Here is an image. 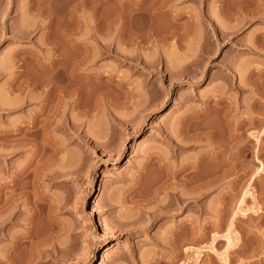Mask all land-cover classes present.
Segmentation results:
<instances>
[{"label": "rangeland", "instance_id": "rangeland-1", "mask_svg": "<svg viewBox=\"0 0 264 264\" xmlns=\"http://www.w3.org/2000/svg\"><path fill=\"white\" fill-rule=\"evenodd\" d=\"M0 264H264V0H0Z\"/></svg>", "mask_w": 264, "mask_h": 264}, {"label": "bare ground", "instance_id": "bare-ground-1", "mask_svg": "<svg viewBox=\"0 0 264 264\" xmlns=\"http://www.w3.org/2000/svg\"><path fill=\"white\" fill-rule=\"evenodd\" d=\"M242 8V7H241ZM239 9H240V7H239ZM46 69H48L47 71H49L51 74V78H52V76H54V75H60L61 76V74L63 73V71H62V73L60 74V71L61 70H57L56 72L53 70V68H46ZM52 71H54L53 73H52ZM65 73V72H64ZM23 75V73H19V75ZM50 78V79H51ZM31 81V80H30ZM39 81V80H38ZM33 82V81H32ZM35 82V81H34ZM52 82V81H51ZM45 84H47V83H45ZM49 84L51 85H44L43 84V87L44 86H46L47 87V89L45 88V89H43L42 91L44 92V98H43V100H42V107H41V113L43 114L44 112H45V114H47L46 116H48L49 117V115L51 116V114L50 113H53V112H56L57 111V109H60L58 106H60L59 104H60V101L61 102H63V104H64V102L65 101H63V99L66 97V95H68L69 94V87L67 86V83H66V80H65V77H60L59 78V81H57V83L55 82V83H50L49 82ZM40 83L39 82H37V83H35V85H34V87L33 88H37V87H40ZM54 100H56L55 101V103H54ZM29 101V100H28ZM57 102V103H56ZM62 104V103H61ZM43 108V109H42ZM63 110H64V105H63ZM44 110V111H43ZM53 111V112H52ZM59 111V110H58ZM62 113H63V111H62ZM54 115V114H53ZM35 120V119H34ZM60 121L59 122H62V123H64L65 122V119L63 120L62 119V121H61V119H59ZM33 121V120H32ZM257 121V120H256ZM260 121V120H259ZM263 121V120H262ZM34 122V121H33ZM32 122V125H31V127H30V129L32 130H30L31 132L28 134V136H31V135H33V136H35L36 135V133H37V131H38V129L36 128V124L38 123H33ZM261 122V121H260ZM58 123V122H57ZM27 131H29V130H27ZM25 134H26V136H27V133L25 132ZM189 139H190V136L188 137ZM34 139H31V140H28V142L29 143H32V141H33ZM172 141V140H171ZM136 142H137V140H136ZM135 142V143H136ZM175 145H177V143H175ZM209 160H213V158L212 157H209L208 158ZM220 170H222V169H220ZM217 171V170H216ZM215 171V172H216ZM218 172H220V171H218ZM224 172V171H223ZM223 172H221L222 173V175H220L217 179H221L222 177H223V175H225V172L223 173ZM210 173V172H209ZM26 174V173H25ZM208 174V173H207ZM212 174V173H211ZM214 174V173H213ZM212 174V175H213ZM216 174H218V173H216ZM189 175V174H188ZM219 175V174H218ZM217 175V176H218ZM195 176V175H194ZM197 176V175H196ZM202 176H204V175H202ZM207 176H209V174L207 175ZM190 177H191V180H193V178L194 177H192V175H190ZM197 177H200V176H197ZM196 177V179L195 180H193V181H197V182H199V181H201L200 179H198ZM210 177V176H209ZM201 178V177H200ZM242 178V176H241V174H240V176L238 177V179H241ZM190 180V181H191ZM212 180V179H211ZM214 180V179H213ZM193 181L191 182L192 184H193ZM197 182H196V184H197ZM210 182V181H209ZM190 183V182H189ZM208 183V182H207ZM211 183V182H210ZM187 184V183H186ZM192 184H190L191 186H192ZM209 184V183H208ZM189 185V186H190ZM198 185V184H197ZM195 186V189L196 188H198V186ZM203 185H205V184H203ZM203 185L201 186V184L199 185V187L201 186L202 188H204L205 189V191L207 190L205 187H203ZM207 185V184H206ZM205 185V186H206ZM193 187H194V185H193ZM193 187H191V189L193 188ZM200 187V188H201ZM208 187V186H207ZM201 188V189H202ZM194 189V188H193ZM193 189L192 190H189V191H193ZM201 189L199 190V188H198V190H197V192L199 191V193H200V191H201ZM205 191H203V192H205ZM134 193H136V190H135V192ZM198 193V194H199ZM133 194V193H132ZM189 194H191V193H189ZM196 194V193H195ZM135 195V194H134ZM137 195H138V193H137ZM136 195V196H137ZM171 195H172V193H171ZM181 195V194H180ZM180 195L178 196V194H173V200L175 199V201L177 202L176 203V205L178 204V203H180L182 200H184V199H182V196H181V198H180ZM197 195V194H196ZM135 196V197H136ZM133 197V196H132ZM189 197H191V195L189 196ZM184 198V197H183ZM38 201V200H37ZM39 202V201H38ZM37 202V204H39ZM42 203V202H41ZM34 204V203H33ZM41 205V204H40ZM40 205H38V206H40ZM43 205V204H42ZM175 205V204H174ZM34 206V205H33ZM44 206V205H43ZM41 207L42 208V210L44 209V207L46 206H44V207ZM36 207V202H35V206L33 207V208H35ZM37 208V207H36ZM35 208V209H36ZM34 209V210H35ZM38 209V208H37ZM47 209V211L46 212H48L47 213V215H49L50 213H49V211H51V210H49L48 211V208H46ZM45 211V210H44ZM35 212H36V210H35ZM40 212H42L41 210H40ZM39 213V212H38ZM37 212H36V214H38ZM45 213V212H44ZM40 214V213H39ZM43 214V213H42ZM33 215H35V213L33 214ZM47 217V216H46ZM101 222V221H100ZM102 223V226H103V228L105 229V230H109V226L106 224V223H104L103 221L101 222ZM32 224V223H31ZM30 224V225H31ZM49 227V226H48ZM29 228V227H28ZM47 229V228H46ZM55 229V227L54 226H52V225H50V227L48 228V230H47V232L46 233H44L45 232V230L42 232V231H40V232H38L37 230H35L33 227L32 228H29V229H27L26 231H27V233L26 234H24L25 236V239L27 238V240L29 241L30 239L32 240V241H34V243H35V240L37 241V240H39V239H41V238H44L46 241H47V239H52L53 238V236H54V232L56 233V229ZM43 230V229H42ZM23 236V235H22ZM23 237V238H24ZM29 238V239H28ZM43 239V240H44ZM16 240V239H15ZM24 240V239H23ZM31 240H30V242H31ZM42 240V239H41ZM43 240H42V243H44L43 242ZM44 240V241H45ZM45 241V242H46ZM29 242V243H30ZM33 243V242H32ZM40 243V242H39ZM41 243V244H42ZM22 245V244H21ZM58 248H61V247H58ZM58 248H56V249H58ZM62 250V249H61ZM61 250H59V252L61 251ZM63 251V250H62ZM174 262V261H173Z\"/></svg>", "mask_w": 264, "mask_h": 264}]
</instances>
